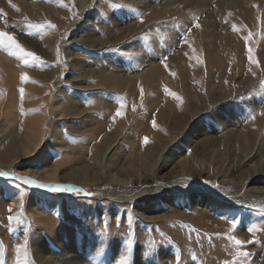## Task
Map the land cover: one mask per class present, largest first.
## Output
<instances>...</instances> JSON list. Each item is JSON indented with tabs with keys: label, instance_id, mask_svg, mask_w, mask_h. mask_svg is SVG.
<instances>
[{
	"label": "rangeland",
	"instance_id": "obj_1",
	"mask_svg": "<svg viewBox=\"0 0 264 264\" xmlns=\"http://www.w3.org/2000/svg\"><path fill=\"white\" fill-rule=\"evenodd\" d=\"M18 1L0 0V32L15 41L0 44V150L17 151L0 157V264H264V191L254 190L264 189V122L250 131L264 115V0ZM205 26L223 64L201 51ZM228 36L244 76L260 71L250 84L233 76L232 50L222 56ZM173 55L180 65L164 84ZM150 145L163 151L145 167Z\"/></svg>",
	"mask_w": 264,
	"mask_h": 264
},
{
	"label": "bare ground",
	"instance_id": "obj_2",
	"mask_svg": "<svg viewBox=\"0 0 264 264\" xmlns=\"http://www.w3.org/2000/svg\"><path fill=\"white\" fill-rule=\"evenodd\" d=\"M18 1V0H17ZM238 1H240V0H238ZM19 2V1H18ZM21 2H23V1H21ZM254 5L253 6H257V7H259V6H261V2H260V0H254ZM18 4H20V2L18 3ZM24 3H22L20 6H22ZM252 6V7H253ZM251 7V6H250ZM246 7H244L243 5H239V6H237L236 7V9L237 10H235L234 12H232V13H234V15H235V19L236 18H238V19H240V20H243L242 21V23H241V27H242V29L241 30H243L244 28H248L249 27V24H248V22H247V20H246V18H245V15L244 14H242V13H240L239 12V10H243V9H245ZM23 9L25 10V12L26 13H28L29 15L30 14H35V13H38V11L37 10H35L36 9V7H34V6H31V7H29V6H26V4H24V6L21 8V10L23 11ZM259 9V8H258ZM251 10V9H250ZM21 11V12H22ZM51 11H55L54 9H51ZM244 11V10H243ZM242 11V12H243ZM246 11V10H245ZM261 11V10H260ZM25 12H24V14H25ZM247 12V11H246ZM252 13L251 14H249V16L247 17V18H249L250 20H253V18H255L256 19V17L258 16V11H257V9L255 8V10L253 11H251ZM23 13V12H22ZM243 13H245V12H243ZM248 13V12H247ZM233 17V16H232ZM261 19V18H260ZM259 20V19H258ZM258 20H257V23L254 25V27H252V28H255L256 27V29L258 30ZM252 23V22H251ZM205 25V24H204ZM261 26H262V32L260 33L261 35H262V37H263V39H262V41H264V25L263 24H261ZM203 28V31H201V32H198V34H197V36H199V34H200V37H199V42H200V46H201V51H202V53L205 55V57L207 58V57H210L211 58V60L215 63V65L217 64V63H219V65L222 63L223 64V61L221 60V58L219 59L218 58V55H215L214 53L212 54V51H211V47H210V43H212L211 41H213L214 40V37H212L211 35H210V33L206 30V26L205 27H202ZM251 29L249 28V31H250ZM253 30V29H252ZM252 30H251V32H252ZM109 36V35H108ZM261 38V37H260ZM228 40V41H227ZM226 41H227V43H225V45L224 46H221V50H222V52L224 53L222 56L223 57H225L226 58V56H228V53H226V52H229V50H232L231 51V54H230V56L232 57L231 59H233L235 62H236V69H235V71H234V73H233V76L234 75H238V76H241V80L243 81V83L244 84H250L252 81H253V79L251 78V76L252 77H256L257 76V74H258V72H260V71H253V72H246V73H248V74H246L245 76H244V74H243V72H242V70H241V67H242V65L240 64L241 63V58H240V56H239V51H236V49L234 48H231L230 49V46H231V41H232V39H230V37L228 36V39H226ZM216 43V42H215ZM196 46H197V44H195ZM195 45H194V48H195ZM234 46V45H233ZM203 47V48H202ZM236 47H239L238 45L236 46ZM193 48V49H194ZM0 49H1V47H0ZM174 56V55H173ZM229 56V57H230ZM220 57V56H219ZM260 59V58H259ZM263 60H264V57L262 58ZM261 59V60H262ZM0 60H3L1 57H0ZM210 60V61H211ZM262 60V61H263ZM5 61V60H4ZM3 61V62H4ZM166 64H165V77H164V74H163V77H161V79H162V81H164V82H162V83H166L167 82V76H166V74L167 75H170L172 72H174L175 71V69H177L176 67L177 66H179L180 65V58H179V56H177V57H172V56H170V58H168V60L165 62ZM169 63V64H168ZM226 64V63H225ZM224 64V65H225ZM7 65V64H6ZM158 66L159 65H157L156 67H157V69H158ZM227 66V65H226ZM263 66V65H262ZM156 67L155 66H151V67H149L148 69H147V74L149 75H146V78H153L154 76L153 75H155L156 73ZM160 67V66H159ZM243 69V68H242ZM263 69V68H262ZM6 70V69H5ZM8 70H6V72H7ZM17 71V70H16ZM15 71V73L16 74H18L17 72ZM162 71V70H161ZM167 72V73H166ZM168 72H169V74H168ZM186 72V71H185ZM226 72V71H225ZM225 72H223V73H220L219 72V74H220V78H221V80H227V81H229V82H227L226 84H228V89L230 90V91H233V90H236V88H237V85H236V82L233 80L234 79V77H233V79H232V77H229V76H227L226 74H225ZM7 73H9V71L7 72ZM16 74H14V75H16ZM5 75V74H4ZM184 75V74H183ZM6 76V75H5ZM115 76V75H114ZM185 76V75H184ZM250 77V78H249ZM115 78V77H114ZM146 78H145V80H146ZM182 78H183V76H182ZM231 78V79H230ZM76 79V78H75ZM78 79V78H77ZM174 79V78H173ZM179 79V78H178ZM181 79V78H180ZM169 82V81H168ZM180 82V81H179ZM224 82V81H223ZM170 83V82H169ZM168 83V87L169 88H174V87H172V85H171V83L169 84ZM177 83H178V81H177ZM128 84V83H127ZM219 85H221V83L219 84ZM222 85H223V83H222ZM177 86H179V85H177ZM131 87V86H130ZM136 87H138V86H136ZM140 88V87H139ZM221 88V87H220ZM76 89H78V90H81L82 88L81 87H77ZM146 89V88H145ZM222 89V88H221ZM21 90V89H20ZM132 90V89H131ZM138 90V89H137ZM134 91V90H133ZM132 91V92H133ZM138 92H140V91H138ZM138 92H137V94H138ZM228 92V91H227ZM129 93H131V92H129ZM29 94V93H28ZM135 94H136V92H135ZM130 95L131 94H128V96H129V98H130ZM132 95H134V94H132ZM191 97V96H190ZM128 98V99H129ZM33 99V98H32ZM127 99V98H126ZM133 99V98H132ZM131 100V99H130ZM126 102V101H125ZM125 102L124 103H122L121 102V104H125ZM127 102H129V101H127ZM126 102V103H127ZM132 102H133V100H132ZM120 103V102H119ZM130 103H131V101H130ZM77 105V104H76ZM145 105V104H144ZM124 106H126V104L124 105ZM63 107H65V106H63ZM63 107H61V108H63ZM109 106H107L106 108H108ZM110 107H113V106H110ZM115 108V107H114ZM113 108V109H114ZM117 108V107H116ZM120 108V107H119ZM123 108V107H122ZM122 108H120V110L122 109ZM143 108V107H142ZM59 109V108H58ZM64 109V108H63ZM66 109V108H65ZM69 108H68V106H67V111H66V113H65V110H64V112L62 113L61 111H60V109H59V111H60V115H69L70 113H69V111L70 110H68ZM53 110V109H52ZM123 110V109H122ZM143 110H144V108H143ZM146 110V109H145ZM57 111V110H56ZM55 110H54V112H56ZM112 111V110H111ZM116 112V111H118V108L115 110H113V112ZM58 112V111H57ZM121 112V111H120ZM65 113V114H64ZM122 113V112H121ZM123 113H125V112H123ZM123 113L121 114V115H123ZM262 113V112H261ZM261 113H260V115H259V117H257L256 118V122H255V124H253V125H256L255 126V128L254 129H251L250 131H253V130H256V133L257 132H259L260 130L258 129H256V128H258L259 127V124H261L262 122H264V115L261 117ZM264 113V112H263ZM110 114V113H109ZM113 114V113H112ZM162 114H164V112H162ZM111 116V115H110ZM116 115L114 114V116L112 115V117H115ZM126 116V115H125ZM124 116V117H125ZM256 116V115H255ZM254 117V116H253ZM36 118V117H35ZM118 119V118H117ZM116 119V120H117ZM114 120H115V118H114ZM255 121V120H254ZM251 122V121H250ZM41 129L43 130V128L41 127V124H38L37 123V121H36V123H32L31 125H29L28 127H27V131L25 132V134H26V138H27V140L26 141H24V140H22L21 142H25L26 143V145H27V147H28V149H30L31 151H32V149H33V147H34V145L40 140V138L42 137V132H41ZM13 130V129H12ZM254 132V131H253ZM12 134V133H11ZM15 134V133H14ZM254 134V133H253ZM108 138L107 137H105V140H107ZM13 143V142H12ZM207 143V142H206ZM11 144V143H10ZM106 144H108V142L107 141H103L102 142V145L104 146V145H106ZM210 144V143H209ZM18 146V145H17ZM23 147H24V145H23ZM98 147V146H97ZM199 147H201L202 149H205V147H206V144L204 143V141H201L200 143H199ZM99 148V147H98ZM250 148H251V146L249 147V148H245L244 149V151H243V153H244V157H247V156H250L251 154H250ZM21 149V148H20ZM4 150V151H3ZM99 150H101V151H103V148H100ZM162 151H163V149L161 148V147H158V146H155V145H150L148 148H145V151H144V153H143V156H142V164H143V166H145V167H150L152 164H153V166L154 165H156L157 164V162H158V160H159V156L158 155H160V153H162ZM2 152H4L3 154H1ZM14 152H17V151H14V149H8L7 147H4V148H2V150H0V157L2 156V155H4V160L6 159V160H8V159H10L11 157H12V155L14 154ZM18 154V153H17ZM20 154V153H19ZM14 156V155H13ZM2 158V157H1ZM163 160H160V162H162ZM106 167V166H105ZM56 171L54 170V171H52L51 172V174H53V173H55ZM231 172H233V171H230L229 169L227 170V171H225L224 173L226 174V176H227V173H229L230 175H231ZM31 173H33V172H31ZM37 172H34V174H36ZM39 173H41V172H39ZM224 173H222V174H224ZM51 174H50V172H45L43 175H42V177L41 178H43V179H52V177H51ZM222 174H221V176H222ZM219 176V174H215V176ZM36 175H34V177H35ZM76 176H78V178H80V179H82L83 177H84V175L83 174H78V175H76ZM217 176V177H218ZM37 178H39V176H36ZM80 179H78V180H80ZM116 179V178H115ZM121 182V181H120ZM228 182V181H227ZM218 183H221V184H223L224 183V181L223 180H219L218 181ZM255 190V192H258V193H262L263 191H264V189H262V188H255L254 189ZM208 221H209V223H211V225L210 226H207V228L209 229V230H211L212 232H224V231H226V230H228V228H227V226H225L226 224H224V223H220L219 222V220H215V219H212V220H210V219H207ZM208 224V223H207ZM204 225V224H203ZM231 232V231H230ZM208 233V232H207ZM229 234V233H228ZM231 235V234H230ZM233 235H234V233H233ZM235 236H237V235H235ZM231 237V236H230ZM230 237L228 238V240L230 239ZM226 238V239H227ZM233 238H234V236H233ZM237 238V237H236ZM221 239H223V238H221ZM225 239V238H224ZM235 239V238H234ZM237 240V239H236ZM232 241H234V240H232ZM227 242V241H226ZM233 244H235V241L234 242H232ZM220 246V245H219ZM235 246V245H234ZM237 247V246H236ZM211 249V248H210ZM216 253V252H215ZM213 256H214V253H213ZM48 262H47V260L46 259H44L43 261H42V264H47Z\"/></svg>",
	"mask_w": 264,
	"mask_h": 264
},
{
	"label": "snow or ice",
	"instance_id": "obj_3",
	"mask_svg": "<svg viewBox=\"0 0 264 264\" xmlns=\"http://www.w3.org/2000/svg\"><path fill=\"white\" fill-rule=\"evenodd\" d=\"M199 25H197L198 27ZM5 39L10 42V43H15L14 39L12 36H9L7 33L4 32H0V44L5 42ZM21 92H23V89L20 90ZM121 107H123V105H121ZM117 116L121 115V113L118 111L116 113ZM145 142H147V138H145ZM7 173L4 172H0V176H7ZM17 180H22L24 181L26 184L28 185H32L34 187H38L40 189H45V190H51V191H64L66 190L65 187L63 185H59V184H53V185H48V184H43V183H39L30 179H27L25 177H16ZM58 214V213H57ZM59 215V214H58ZM241 241L240 240H236V244H240ZM24 245H20L17 247V252L20 251V249L23 247Z\"/></svg>",
	"mask_w": 264,
	"mask_h": 264
}]
</instances>
